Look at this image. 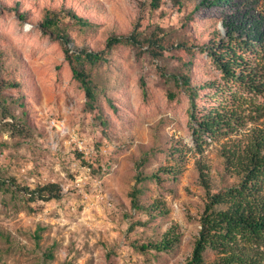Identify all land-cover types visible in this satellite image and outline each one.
<instances>
[{
    "label": "rangeland",
    "instance_id": "rangeland-1",
    "mask_svg": "<svg viewBox=\"0 0 264 264\" xmlns=\"http://www.w3.org/2000/svg\"><path fill=\"white\" fill-rule=\"evenodd\" d=\"M153 2L0 0V183L63 189L61 199L48 202L0 189V264H186L208 201L200 166L212 193L239 183L225 168L223 151L264 125V116L257 123L250 118V109L264 110V98L245 95L239 106L228 89L216 94L208 86L222 82L206 46L219 41L217 30L224 36L226 12L197 13L195 0L182 8L172 0H160L159 8ZM54 9L95 25L63 17L71 54L104 52L109 59L94 72L106 94L95 110L87 108L61 40L41 26ZM137 25L144 37H163L160 56L147 43L108 48L109 38L128 37ZM187 74L200 87L197 116L225 101L239 109L243 126L197 142L191 100L179 81ZM12 76L19 87L7 83ZM135 192L141 207L133 205ZM169 230L180 239L174 249L141 248ZM216 257L210 251L206 260Z\"/></svg>",
    "mask_w": 264,
    "mask_h": 264
},
{
    "label": "trees",
    "instance_id": "trees-1",
    "mask_svg": "<svg viewBox=\"0 0 264 264\" xmlns=\"http://www.w3.org/2000/svg\"><path fill=\"white\" fill-rule=\"evenodd\" d=\"M172 2L179 8L185 4L184 0ZM195 3L197 13L202 8H218L226 12L220 21L225 31L224 36L217 30L219 41L206 46L208 58L221 73L222 82L216 85L211 82L208 86L213 85L216 94L229 90L233 101H237L239 106L247 97L245 95L264 98V1L260 4L258 0H195ZM240 4H248L250 9L239 11ZM152 5L159 8L160 0H154ZM64 16L85 28H93L95 25L74 11L56 9L48 10L41 23L44 30L50 31L61 40L73 78L80 83L85 93L87 108L95 110L101 96L106 94L100 93L99 86L94 81V72L108 64L109 59L104 52L86 50L80 54H71L67 46L71 39L61 27ZM20 17L25 18L24 15ZM143 37L137 25L128 37L109 38L107 46L113 48L128 45L138 48L147 43L151 45L152 53L160 56L165 49L163 37L154 34ZM12 77V80H7L9 86L19 87L16 76ZM179 81L191 100V117L196 124L193 134L197 142L204 137L220 138L243 126L244 117L239 109H230L225 101L197 116L200 87L192 84L189 74L182 75ZM233 87L237 88L236 91H233ZM108 100L111 101L109 98ZM250 113V118L256 123L264 116V110L260 107L250 109ZM252 113L257 115L253 116ZM223 157L225 168L239 177L240 181L237 185L212 193L209 177L200 166L201 178L208 190V201L200 219L199 236L186 264H264V125L255 126L244 139L240 138L234 146L225 148ZM153 178L161 179L158 176ZM0 189L11 192L14 196L23 193V197L28 196L31 202L59 200L63 195V189L58 183H48L31 189L14 181H2ZM133 205L141 207L136 192L133 194ZM179 240V236L169 230L161 241L143 245L141 248L167 252L174 249ZM210 251L217 257L208 263L206 255Z\"/></svg>",
    "mask_w": 264,
    "mask_h": 264
}]
</instances>
